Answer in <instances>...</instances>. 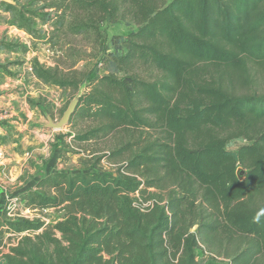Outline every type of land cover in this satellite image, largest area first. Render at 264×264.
I'll return each instance as SVG.
<instances>
[{"label": "trees", "instance_id": "1", "mask_svg": "<svg viewBox=\"0 0 264 264\" xmlns=\"http://www.w3.org/2000/svg\"><path fill=\"white\" fill-rule=\"evenodd\" d=\"M74 6L88 13L68 28L73 34L124 10L139 25L121 54L108 55L109 72L80 94L68 123L84 124L75 139L140 134L103 156L122 161L113 174L55 171L22 195L30 210L63 208L55 224L8 218L0 193V249L7 233L20 235L0 264H199L200 240L223 247L235 235L247 241L229 264H264V92L253 88L252 73L264 69V0L47 5L65 13ZM28 13L19 10L25 29L37 18ZM32 68L43 83L73 94L90 78L39 62ZM240 137L248 143L227 148Z\"/></svg>", "mask_w": 264, "mask_h": 264}, {"label": "rangeland", "instance_id": "2", "mask_svg": "<svg viewBox=\"0 0 264 264\" xmlns=\"http://www.w3.org/2000/svg\"><path fill=\"white\" fill-rule=\"evenodd\" d=\"M59 1L61 0H13L16 10H6L4 6L0 5V26L15 25L17 29L25 31L26 35L22 33L24 38L30 36L28 37L30 46L24 43V40H21L18 35L16 40L6 43L9 54L5 56V62L0 64V70L10 75L13 80L22 77L28 91H37L36 93L39 95L33 99L31 97L23 99L16 106L17 115L24 119L25 127L22 126L23 128L19 130L17 125L7 124L0 138V150L2 151L0 156V193L3 197L5 215L8 218H38L45 225L63 220L65 210L63 208L37 211L27 209L21 200L25 192L32 189L42 176L55 171L74 173L95 169L113 174L122 161L113 162L103 156L126 142L136 140L140 134L138 129L131 131L119 129L117 133L100 141L79 143L75 139V134L79 129H83L84 124H79L77 128L68 124L61 129L48 127L49 118L54 123L59 122L72 100L79 98L90 82L109 72L110 66L106 62L108 55L121 54L124 51V47L120 46L122 40L139 27L135 20L126 16L123 9L126 5H123L124 11L119 12L115 19L101 20L97 27H92L88 32L79 35L73 34L68 28L76 24L80 20V16L86 19L88 11L74 6L73 9L71 8L72 11L69 9L65 13L62 7H58L57 11L47 7L48 4ZM19 10L27 13L32 11L37 16L30 29L20 26L22 22ZM61 16L64 17L62 25L60 24ZM31 45L35 47L33 48L35 51L42 52L41 58L45 60L43 63L38 61V54L36 58L28 60ZM13 50L14 54L11 53ZM34 62L49 67L58 66L60 70L66 72L83 71L89 73L90 78L86 80L77 94H73L69 90L64 91L51 84H48V89L44 91L43 85L33 81L31 77ZM144 68L143 66L141 74L146 73ZM252 73L256 76L253 88L259 93L264 92V69L255 65L252 68ZM25 92L24 89L11 91V93H17V96H21V93ZM74 95L76 96L74 97ZM25 104L27 106H24ZM9 110L13 111L10 107ZM17 115L14 114L13 118L19 120ZM29 115H32L30 121ZM246 143H248L246 138H236L227 143V148L237 151L240 146ZM237 171L240 179L243 180L244 170L242 167H238ZM197 228L198 226L195 225L191 231L195 232ZM41 231L42 229L29 234L25 232L21 236L26 234L34 236ZM19 238L18 234L7 233L5 246L0 249V257L3 253H8L9 248L16 245ZM245 241L247 239L235 235L233 240L221 247L219 243L209 244L200 240L197 260L199 264H229L236 251L245 247Z\"/></svg>", "mask_w": 264, "mask_h": 264}, {"label": "crops", "instance_id": "3", "mask_svg": "<svg viewBox=\"0 0 264 264\" xmlns=\"http://www.w3.org/2000/svg\"><path fill=\"white\" fill-rule=\"evenodd\" d=\"M1 5V4H0ZM1 13V11H0ZM22 33H25V31L19 30L16 28L15 25H3L0 26V64L5 62V56L8 55L9 53L7 52V45L6 43H8V41H12V40H16V37L18 35V37H20L21 40H24V43H26L27 45L29 44L30 46V41L27 38H24L22 36ZM6 41V42H4ZM39 46V45H38ZM32 45H31V51L29 54L28 60H31V58H36L37 54H38V61L43 63L41 56H42V52H38L35 51ZM31 52H33L31 54ZM14 54V50L11 52ZM36 60V59H35ZM10 69V68H9ZM31 69V68H29ZM32 79L33 81H37L39 83H41L44 87V91H46L48 84L43 83L41 80H39L33 73H32ZM25 80L20 77L17 78L16 80H13L10 75L5 74L4 72H1L0 70V101L3 104V106L7 107V108H11L13 111V114L11 112L9 119L6 122V126L7 124H12L13 126L17 125L18 129H22L25 124L24 119L21 118L20 116L17 115L16 112V106L19 104V102H21V100H26L28 97H31V99L35 98V96H39L36 92L37 91H33L30 92L28 91L27 87H26V83L24 82ZM16 89H24L26 92L25 93H21V96H17V93H11V91H15ZM39 93H41V91H38ZM38 99V98H37ZM9 106V107H8ZM24 106H27L26 104ZM17 115L19 120H16L15 118H13V115ZM32 119V115H29V121ZM16 123V124H15ZM25 127V126H24Z\"/></svg>", "mask_w": 264, "mask_h": 264}, {"label": "water", "instance_id": "4", "mask_svg": "<svg viewBox=\"0 0 264 264\" xmlns=\"http://www.w3.org/2000/svg\"><path fill=\"white\" fill-rule=\"evenodd\" d=\"M2 1L9 3V4H13V0H2ZM78 103H79V98L73 99L72 102L70 103V105L68 106L67 110L64 112V114H63V116L59 122L54 123V121L51 118H49L48 127L61 129L65 125H67L69 123L71 117L75 114V112L77 110Z\"/></svg>", "mask_w": 264, "mask_h": 264}, {"label": "built area", "instance_id": "5", "mask_svg": "<svg viewBox=\"0 0 264 264\" xmlns=\"http://www.w3.org/2000/svg\"><path fill=\"white\" fill-rule=\"evenodd\" d=\"M50 51V50H49ZM11 111L9 108L3 106L0 101V138L2 137L3 131L6 128V122L9 119ZM2 155V151L0 150V156Z\"/></svg>", "mask_w": 264, "mask_h": 264}]
</instances>
